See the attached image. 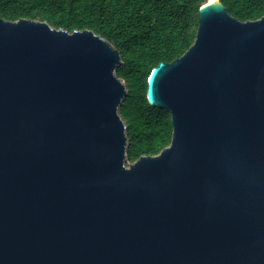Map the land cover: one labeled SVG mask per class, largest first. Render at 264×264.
I'll return each mask as SVG.
<instances>
[{"label": "water", "instance_id": "water-1", "mask_svg": "<svg viewBox=\"0 0 264 264\" xmlns=\"http://www.w3.org/2000/svg\"><path fill=\"white\" fill-rule=\"evenodd\" d=\"M207 3L147 79L171 142L129 165L119 52L0 18V264H264V14Z\"/></svg>", "mask_w": 264, "mask_h": 264}, {"label": "trees", "instance_id": "trees-1", "mask_svg": "<svg viewBox=\"0 0 264 264\" xmlns=\"http://www.w3.org/2000/svg\"><path fill=\"white\" fill-rule=\"evenodd\" d=\"M240 22L264 14L262 0H219ZM205 0H0V18L46 22L68 33L89 30L120 54L115 75L126 95L118 113L126 127V163L158 155L172 137L170 114L150 106L147 79L159 63L181 57L193 44Z\"/></svg>", "mask_w": 264, "mask_h": 264}, {"label": "bare ground", "instance_id": "bare-ground-1", "mask_svg": "<svg viewBox=\"0 0 264 264\" xmlns=\"http://www.w3.org/2000/svg\"><path fill=\"white\" fill-rule=\"evenodd\" d=\"M216 2H217V0H208V3L207 4H214Z\"/></svg>", "mask_w": 264, "mask_h": 264}]
</instances>
